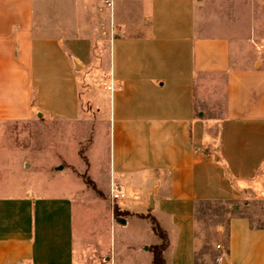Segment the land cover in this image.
<instances>
[{
    "label": "crops",
    "instance_id": "crops-1",
    "mask_svg": "<svg viewBox=\"0 0 264 264\" xmlns=\"http://www.w3.org/2000/svg\"><path fill=\"white\" fill-rule=\"evenodd\" d=\"M219 1L0 0V122L54 124L0 184V264H154L148 213L168 231L166 264H196V201L235 202L264 170L259 0ZM105 43L90 114L80 70ZM210 87L221 116L199 110ZM228 235L219 264H264V227L234 214Z\"/></svg>",
    "mask_w": 264,
    "mask_h": 264
},
{
    "label": "rangeland",
    "instance_id": "rangeland-1",
    "mask_svg": "<svg viewBox=\"0 0 264 264\" xmlns=\"http://www.w3.org/2000/svg\"><path fill=\"white\" fill-rule=\"evenodd\" d=\"M234 1L221 0L219 2H223L224 5L229 6ZM242 1L250 2V0ZM259 7L261 11L259 14V22L256 23L257 32L255 41L264 45V0H259ZM227 10L229 16H231L232 8L227 7ZM220 12L221 10L218 9L216 11L209 10L208 15L224 17L225 14ZM247 15L250 19L251 15L249 13ZM106 50V43L103 46L101 44L97 45L92 60L88 62L83 70H80L82 104L83 108L89 111L90 114L97 111H94L90 99L92 89L95 92H102L101 90L104 88L103 80L100 79L103 72H106L109 68V55L104 53ZM260 60L264 63V49L261 51ZM213 78L215 79V77ZM220 91L221 88L219 87H210L206 95L198 98V106L200 108L198 109L204 110L206 115H223L224 98ZM87 122L89 123L84 122L83 126H87L90 123L94 124L95 120L89 119ZM51 126H54V124H50L45 119L38 120L36 123L25 121L0 122V184H5L9 188L12 187L14 175L17 173L20 162H23L21 149L32 147L33 141H39L41 145L47 143L49 129L52 128ZM68 126L74 127L71 123ZM91 134L87 135L88 138L86 141L80 142V153L84 158V148L88 145L87 142L90 141ZM91 153L93 156V151ZM68 159L70 162L80 164L77 152L74 149L68 156ZM249 188L251 192L245 194L233 204L205 203L198 206L196 213V235L198 242L196 264H219L220 256L227 250L229 220L232 215L239 214L247 216L252 226L264 227V170L250 184ZM233 206L238 207V212H232ZM156 238L159 240L158 236ZM218 244H222L224 249L218 248Z\"/></svg>",
    "mask_w": 264,
    "mask_h": 264
},
{
    "label": "trees",
    "instance_id": "trees-1",
    "mask_svg": "<svg viewBox=\"0 0 264 264\" xmlns=\"http://www.w3.org/2000/svg\"><path fill=\"white\" fill-rule=\"evenodd\" d=\"M84 176L86 177V181L92 187H94L99 194H101V192L96 188L94 182L90 178H88L86 175H84ZM226 202L234 203L231 200L230 201H223V200H198V201H196L195 212H194L195 219H196L197 208L199 205H202L205 203L211 204V203H226ZM237 208H238L237 206H235V207L233 206L232 212H238ZM114 210H115L116 214H128V213L130 214V212H128V211L119 210L117 206H115ZM140 215L142 217H146V218L150 219V221L153 225V230L162 239V242L160 244L152 245L149 247L150 251L153 252L154 264H166L164 252L170 244V239H169L167 231L161 226L159 220L154 215H152L151 213L140 214ZM196 237H197V235H196Z\"/></svg>",
    "mask_w": 264,
    "mask_h": 264
},
{
    "label": "built area",
    "instance_id": "built-area-1",
    "mask_svg": "<svg viewBox=\"0 0 264 264\" xmlns=\"http://www.w3.org/2000/svg\"><path fill=\"white\" fill-rule=\"evenodd\" d=\"M105 1V4L109 7H113V4H114V0H104ZM105 85V88L109 89V90H113L114 89V86L112 84H107V83H104ZM124 196V193L120 190V189H116V190H113L112 192V197L113 199H118L119 197H123ZM218 248L220 249H224V246L222 244H218ZM221 259V256L219 258V260Z\"/></svg>",
    "mask_w": 264,
    "mask_h": 264
}]
</instances>
